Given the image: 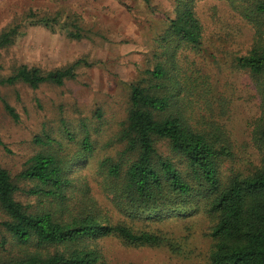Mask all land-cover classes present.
<instances>
[{
	"label": "rangeland",
	"instance_id": "obj_1",
	"mask_svg": "<svg viewBox=\"0 0 264 264\" xmlns=\"http://www.w3.org/2000/svg\"><path fill=\"white\" fill-rule=\"evenodd\" d=\"M175 8L176 0H0V35L19 26L14 42L0 48L1 79L25 64L47 73L81 61L76 76L63 84L45 82L36 88L21 81L0 84V165L10 172L19 188L15 197L29 212L51 203L31 193L34 184L21 178L27 160L51 150L74 161L82 139L89 136L94 151L70 173L74 188L68 193L69 208L57 214L66 222L83 211H101L115 222L126 219L111 202L100 165L105 159L125 160L122 131L131 85L153 67L158 39L169 18L176 17ZM195 10L203 25V44L191 58L211 83L208 98L200 96L197 105L207 114L201 124L214 120L230 134L234 155L225 163L227 173H249L263 165L264 150L253 139L262 96L251 74L236 67L235 58L254 46L255 29L226 0H197ZM57 15L75 18L85 37H69L64 19L52 28L36 21ZM208 100L213 110L207 112ZM5 102L17 118L6 110ZM158 147L163 155L169 153L166 143ZM5 219L0 208V221ZM160 226L174 235L173 246H130L110 236L89 241L88 248L101 254V264H211L213 219L208 213L201 211L185 222L166 219ZM36 249L67 251L64 245H19L0 228V262Z\"/></svg>",
	"mask_w": 264,
	"mask_h": 264
},
{
	"label": "trees",
	"instance_id": "obj_2",
	"mask_svg": "<svg viewBox=\"0 0 264 264\" xmlns=\"http://www.w3.org/2000/svg\"><path fill=\"white\" fill-rule=\"evenodd\" d=\"M226 1L255 29L254 46L245 55L236 56L235 64L251 74L262 96L253 139L264 150V0ZM196 3L176 0V17L169 18L168 28L158 39L153 67L131 85L127 125L122 131L125 160L105 159L100 165L111 202L126 219L115 222L101 211H83L66 222L57 214L69 208L68 193L74 188L70 173L94 151L89 136L82 139L74 161L51 150L27 160L21 178L34 184L31 193L51 203L35 212L16 199L19 188L0 165V208L6 215L0 228L19 245H64L67 250H27L0 264H101V254L87 243L110 236L130 246H173L174 235L163 230L161 223L170 218L185 222L201 211L213 219L211 264H264V158L263 165L249 173H227L225 163L234 155L230 134L214 120L201 124L207 114L197 105L200 96L208 98L211 83L191 58L203 44ZM66 18L42 16L36 21L52 28L64 19L69 37L84 38L76 19ZM18 33V25L3 32L0 48L12 44ZM79 64L81 61L47 73L21 65L9 77L0 78V84L21 81L34 88L45 82L63 84L76 76ZM205 104L207 112L213 110L211 101ZM5 108L17 118L7 102ZM159 143H166L167 155L160 153Z\"/></svg>",
	"mask_w": 264,
	"mask_h": 264
}]
</instances>
